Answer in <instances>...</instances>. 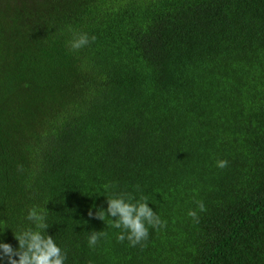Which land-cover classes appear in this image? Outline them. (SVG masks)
Returning <instances> with one entry per match:
<instances>
[{"label": "trees", "instance_id": "16d2710c", "mask_svg": "<svg viewBox=\"0 0 264 264\" xmlns=\"http://www.w3.org/2000/svg\"><path fill=\"white\" fill-rule=\"evenodd\" d=\"M122 192L144 247L88 216ZM33 207L64 264H264V0H0V243Z\"/></svg>", "mask_w": 264, "mask_h": 264}, {"label": "clouds", "instance_id": "9594fccd", "mask_svg": "<svg viewBox=\"0 0 264 264\" xmlns=\"http://www.w3.org/2000/svg\"><path fill=\"white\" fill-rule=\"evenodd\" d=\"M95 39V36L89 37L87 33H73L72 38L67 41V46L70 51H78L94 42ZM227 165L226 160L217 161L218 168L223 169ZM110 187L111 185L104 186L105 190ZM135 187L139 189V185ZM197 205L201 212L206 210L202 201H198ZM93 215L101 221H105L106 217H111V226L122 229L117 234V240L123 242L127 239L131 247L146 246L142 242L148 239L149 227L159 230L166 227L167 223L162 221L148 206L146 196L141 195L139 199H136L132 193L127 192L114 194L107 198L106 210L100 207L93 214L90 209L88 216L93 217ZM188 216L192 217L196 223L199 222L196 211L190 210ZM27 220L33 227L14 234V238L18 241V248H13L8 243H0V260L6 258L7 264H64L66 253L57 246L52 236L44 235L49 228L46 223V213L33 207L28 211ZM101 237H107V233L92 231L88 237L89 247L94 248Z\"/></svg>", "mask_w": 264, "mask_h": 264}]
</instances>
